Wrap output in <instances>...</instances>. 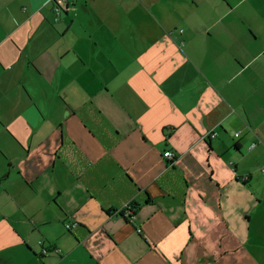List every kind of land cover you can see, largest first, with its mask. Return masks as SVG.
<instances>
[{"label": "crops", "instance_id": "0c3cea01", "mask_svg": "<svg viewBox=\"0 0 264 264\" xmlns=\"http://www.w3.org/2000/svg\"><path fill=\"white\" fill-rule=\"evenodd\" d=\"M54 6L0 0V264H264V0Z\"/></svg>", "mask_w": 264, "mask_h": 264}, {"label": "built area", "instance_id": "2783aa9c", "mask_svg": "<svg viewBox=\"0 0 264 264\" xmlns=\"http://www.w3.org/2000/svg\"><path fill=\"white\" fill-rule=\"evenodd\" d=\"M52 2L55 4V6L53 8V13L55 16L54 21L57 22L61 11L64 10L63 7L61 6V4L65 3L66 0H52ZM215 136H216V134L213 132L210 133V135H209L210 138H214ZM235 136H237V134ZM254 146H255V144H252L251 148H253ZM163 155H164V157H171V158L173 157V154L170 152H165ZM122 215L127 219L130 218V216L132 215V208L129 205L125 206L122 209ZM74 226H75V224L74 225H66V228L70 229L71 227H74ZM138 232H139V230H138ZM42 253L45 254L46 251L42 250Z\"/></svg>", "mask_w": 264, "mask_h": 264}]
</instances>
